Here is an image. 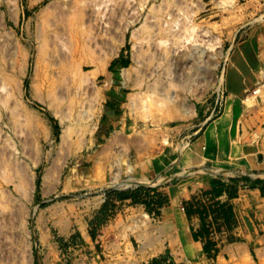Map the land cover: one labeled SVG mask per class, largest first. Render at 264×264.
<instances>
[{"label":"rangeland","instance_id":"obj_1","mask_svg":"<svg viewBox=\"0 0 264 264\" xmlns=\"http://www.w3.org/2000/svg\"><path fill=\"white\" fill-rule=\"evenodd\" d=\"M262 26L264 0H0V264H99L104 193L168 177Z\"/></svg>","mask_w":264,"mask_h":264},{"label":"crops","instance_id":"obj_2","mask_svg":"<svg viewBox=\"0 0 264 264\" xmlns=\"http://www.w3.org/2000/svg\"><path fill=\"white\" fill-rule=\"evenodd\" d=\"M263 86L264 26L233 47L221 112L199 122L195 141L162 168L168 177L140 192L104 193L113 209L94 239L83 238L85 251L99 264L261 263L264 190L243 176L264 182L263 100L255 92Z\"/></svg>","mask_w":264,"mask_h":264},{"label":"bare ground","instance_id":"obj_3","mask_svg":"<svg viewBox=\"0 0 264 264\" xmlns=\"http://www.w3.org/2000/svg\"><path fill=\"white\" fill-rule=\"evenodd\" d=\"M263 73V72H262ZM256 90H258V89H256ZM255 90V91H256ZM249 99H250V96L249 95H247V98L245 99V101L247 100V101H249ZM185 170V169H184ZM220 170V169H219ZM223 171V170H222ZM187 171H185V173H186ZM156 180H159V179H161L160 178V176L158 175V174H156ZM148 179L147 178H144V177H134V176H128V177H126V178H123L122 179V181L124 182V181H127V182H133V183H139V182H143V181H147ZM162 180V179H161ZM164 180V179H163ZM158 182V181H157ZM139 220V219H138ZM143 220V219H142ZM144 221V220H143ZM147 221V220H146ZM149 224V223H148ZM138 225V224H137ZM144 226V225H143ZM153 228V227H152ZM155 230H158V229H155ZM158 232V231H157ZM157 240V239H156Z\"/></svg>","mask_w":264,"mask_h":264},{"label":"trees","instance_id":"obj_4","mask_svg":"<svg viewBox=\"0 0 264 264\" xmlns=\"http://www.w3.org/2000/svg\"><path fill=\"white\" fill-rule=\"evenodd\" d=\"M260 189H261V190H264V189H262L261 187H260Z\"/></svg>","mask_w":264,"mask_h":264}]
</instances>
